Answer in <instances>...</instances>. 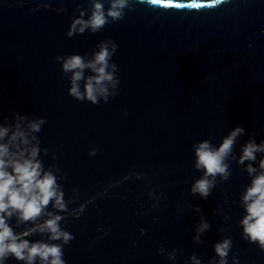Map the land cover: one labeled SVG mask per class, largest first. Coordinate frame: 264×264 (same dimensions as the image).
I'll list each match as a JSON object with an SVG mask.
<instances>
[{
    "label": "water",
    "instance_id": "1",
    "mask_svg": "<svg viewBox=\"0 0 264 264\" xmlns=\"http://www.w3.org/2000/svg\"><path fill=\"white\" fill-rule=\"evenodd\" d=\"M91 10L92 0H0V123H12L17 110L45 117L35 135L66 202L46 206L73 233L58 241L66 264H194L193 253L217 264L214 243L224 237L231 238L226 264H264V249L240 223L246 165L259 170L264 152L239 161L249 136L264 139V0L175 8L129 0L121 17L69 35L71 20ZM102 41L116 43L118 82L107 100L77 99L57 56L91 58ZM236 124L245 131L226 158L229 174H216L207 198L192 193L203 171L194 166V144H219ZM201 216L210 227L196 240ZM16 221L13 214L16 232L33 223ZM6 264L27 262L9 255Z\"/></svg>",
    "mask_w": 264,
    "mask_h": 264
},
{
    "label": "clouds",
    "instance_id": "2",
    "mask_svg": "<svg viewBox=\"0 0 264 264\" xmlns=\"http://www.w3.org/2000/svg\"><path fill=\"white\" fill-rule=\"evenodd\" d=\"M148 2L158 4L162 8H175L215 5L222 0H148ZM128 3L129 0H110V6L105 10L103 0H92L91 13L87 18L83 14L75 16L71 20L68 34L82 32L86 27L92 31L98 30L107 22L109 16L113 19L121 17ZM115 48V41L111 42V47L108 41H102L91 58H85L80 53L57 56V59H62V69L71 72L69 94L93 103H97L100 98L107 100L109 86L115 88L118 82V77L113 71L117 65L110 60ZM86 67L92 69V73L85 76L83 70ZM44 119L43 116L26 119L25 115L17 110L13 113L12 123H0V264H6V257L9 255H14L27 264H33L37 258L39 264H66L63 258V244L58 241L67 243L73 237V233L61 227L59 223L61 213L52 212L46 207L51 200L53 207L64 209L66 202L56 173L50 168H45L38 155L40 146L35 132L40 129ZM4 120H8L7 115ZM244 131L243 125L236 124L223 136L219 144H213L207 138L194 144V166L203 171L191 184L192 193H199L202 198H207L215 184L216 174L227 177L229 171L226 158L232 152L235 138ZM257 151L264 152V139L257 142L249 136L241 145L239 161L255 160ZM95 152L96 148L90 149V154ZM246 167L251 180L241 194L245 213L240 223L245 238L256 242L264 249V156L259 159V170L252 163ZM194 207L198 210L200 206ZM42 213H46V216L41 220L39 217ZM13 214L17 217V223L28 220L33 223L16 232L9 223V218ZM208 227L209 222L201 216L193 238L199 240V233ZM34 231L47 232L49 238L30 241L26 236ZM230 247V237H224L214 243L215 251L220 257L217 264H226V254ZM169 256L174 258L173 253H169ZM190 259L194 264H201L194 253Z\"/></svg>",
    "mask_w": 264,
    "mask_h": 264
}]
</instances>
